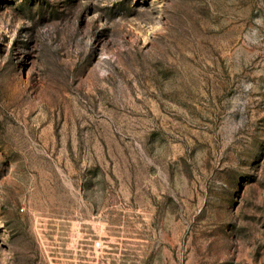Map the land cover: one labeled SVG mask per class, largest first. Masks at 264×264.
Here are the masks:
<instances>
[{
	"label": "rangeland",
	"instance_id": "obj_1",
	"mask_svg": "<svg viewBox=\"0 0 264 264\" xmlns=\"http://www.w3.org/2000/svg\"><path fill=\"white\" fill-rule=\"evenodd\" d=\"M0 264H264V0H0Z\"/></svg>",
	"mask_w": 264,
	"mask_h": 264
}]
</instances>
